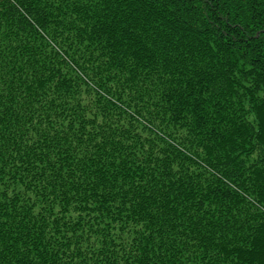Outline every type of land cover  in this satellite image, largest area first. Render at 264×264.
Returning <instances> with one entry per match:
<instances>
[{"label":"trees","instance_id":"trees-1","mask_svg":"<svg viewBox=\"0 0 264 264\" xmlns=\"http://www.w3.org/2000/svg\"><path fill=\"white\" fill-rule=\"evenodd\" d=\"M0 264H264V0H0Z\"/></svg>","mask_w":264,"mask_h":264}]
</instances>
